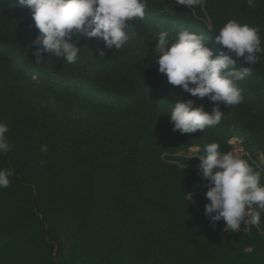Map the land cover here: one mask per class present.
I'll return each instance as SVG.
<instances>
[{
  "label": "trees",
  "instance_id": "trees-1",
  "mask_svg": "<svg viewBox=\"0 0 264 264\" xmlns=\"http://www.w3.org/2000/svg\"><path fill=\"white\" fill-rule=\"evenodd\" d=\"M232 19L259 27L264 47V0H148L121 50L76 34L75 63L45 53L38 64L32 11L0 0V122L11 146L0 169L14 171L0 189V264H264V214L249 229L213 227L194 158L212 142L231 152L236 139L264 184V53L237 82L243 102H216L221 123L189 134L173 130L169 106L215 104L171 85L154 59L159 33L170 47L184 29L227 54L214 35Z\"/></svg>",
  "mask_w": 264,
  "mask_h": 264
},
{
  "label": "clouds",
  "instance_id": "clouds-1",
  "mask_svg": "<svg viewBox=\"0 0 264 264\" xmlns=\"http://www.w3.org/2000/svg\"><path fill=\"white\" fill-rule=\"evenodd\" d=\"M175 3L191 7L203 0H175ZM246 3L255 7L256 0ZM15 4L32 11V20L39 30L40 35L33 42L37 46L33 53L36 63H41L45 53H54L65 58L67 64H73L81 50L72 42L74 35L98 38L106 49L121 50L131 38L125 30L131 28L127 22L144 19L148 0H15ZM259 33V27L235 19L227 21L214 35L227 54L215 56L206 47L204 37L195 32L179 31L170 47L168 31L159 33L154 49L158 71L184 93L200 99L207 97L215 104L208 113L192 100H177L174 107L169 106L174 131L189 134L215 127L224 117L216 102L228 107L243 102L237 82L252 75L253 66L260 60L258 54L264 53ZM98 52L104 55L103 49ZM241 58L247 67L237 70ZM8 131V125L0 122V154L11 151ZM40 150L46 153L48 146L41 145ZM194 158L199 159L200 174L208 181L205 197L210 203L205 205V214L212 226L221 220L225 222L224 230L231 232L239 231L242 225L244 229L258 226L264 214L262 172L254 170L242 156L220 151L216 142L206 144L203 154ZM13 175L12 169H0V189L9 187ZM185 196L192 201V194Z\"/></svg>",
  "mask_w": 264,
  "mask_h": 264
},
{
  "label": "rangeland",
  "instance_id": "rangeland-1",
  "mask_svg": "<svg viewBox=\"0 0 264 264\" xmlns=\"http://www.w3.org/2000/svg\"><path fill=\"white\" fill-rule=\"evenodd\" d=\"M230 144L233 147V149L231 151V152H233V154L240 155V156H242L244 154V151H243V149L241 147L240 141H238L236 139H232L230 141ZM196 151H197L196 148H192V149H190V151L188 153L182 154V155H185V156H188V157H194L195 154H196ZM259 164H263V161L261 159L259 160ZM205 193H206V191L204 192V196H205ZM205 199H206V197H205ZM206 202L210 203V201H208L207 199H206Z\"/></svg>",
  "mask_w": 264,
  "mask_h": 264
}]
</instances>
